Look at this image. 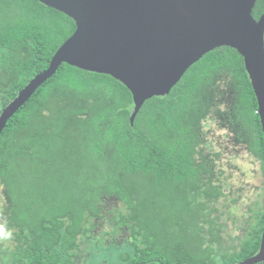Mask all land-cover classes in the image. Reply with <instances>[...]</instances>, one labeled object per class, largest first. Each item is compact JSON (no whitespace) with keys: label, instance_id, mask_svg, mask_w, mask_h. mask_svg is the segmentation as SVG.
<instances>
[{"label":"trees","instance_id":"trees-1","mask_svg":"<svg viewBox=\"0 0 264 264\" xmlns=\"http://www.w3.org/2000/svg\"><path fill=\"white\" fill-rule=\"evenodd\" d=\"M263 8L256 0L255 18ZM74 29L39 0H0V112ZM132 109L121 82L63 63L7 120L0 186L10 264H231L258 250L264 199L233 218L238 234L223 223L241 191L224 170L233 169L219 146L226 139L258 162L264 197V139L242 56L215 48L130 123ZM205 119L222 131L211 143ZM104 222L106 239L92 234ZM84 237L114 258L85 260Z\"/></svg>","mask_w":264,"mask_h":264},{"label":"water","instance_id":"water-1","mask_svg":"<svg viewBox=\"0 0 264 264\" xmlns=\"http://www.w3.org/2000/svg\"><path fill=\"white\" fill-rule=\"evenodd\" d=\"M73 20L75 29L0 112L7 120L63 63L106 74L131 93L133 122L145 100L165 96L186 70L218 47L243 58L264 139V8L256 0H39ZM264 261V221L258 251L234 264Z\"/></svg>","mask_w":264,"mask_h":264},{"label":"rangeland","instance_id":"rangeland-1","mask_svg":"<svg viewBox=\"0 0 264 264\" xmlns=\"http://www.w3.org/2000/svg\"><path fill=\"white\" fill-rule=\"evenodd\" d=\"M209 120L205 119L202 122V130H203V137L207 139V143H211V139L213 136H217L222 133V131L217 129V126L214 124V122L208 123ZM207 122V123H206ZM208 124V127H205V125ZM203 146H205V143H203ZM209 146H207L208 148ZM234 146H230L229 150L232 151L228 153L227 156H225L223 163L225 164L228 162L233 169L230 171L227 168V164L224 165V170L226 172V175L229 176L230 174V179L231 182L233 183L235 188H241V191H239V199H238V204L239 207L236 209L237 215H230L224 216L223 217V223L226 226L227 232L231 235L234 236L238 234L240 228L238 227L237 224L234 223L233 218L241 219V214L242 210L245 209L247 206H250L254 204L258 200L264 199L262 194V175L260 174V168L259 164L255 159H252L251 156H247L246 154H243L246 157H241L236 154L235 151L237 149H233ZM207 150V149H205ZM0 197L3 198V192H2V187L0 186ZM261 201V202H262ZM110 204H106L108 206ZM3 208H4V201L2 200V204H0V225H3L4 231L9 233L7 239H0V264H10L11 263V251H12V243H11V235L10 232L11 230L9 227H6L4 224V218H3ZM111 229L110 227L107 226L106 222L102 223L101 226H98V228L92 232V234H96V237H101L107 238V235H111ZM118 231V230H117ZM226 231V230H225ZM120 234L125 235V231H118L116 234V237L118 238ZM94 237V236H93ZM87 237H84L85 241L82 246L84 250H87L89 247L90 254L88 253L85 256V260L88 258L89 262H92L95 258L102 257V259H106L105 257L113 259V255L111 252L107 251L104 246L102 245H96L94 243H90L89 240H85ZM226 238V236H225ZM231 240H228L229 242ZM89 242V243H88ZM234 242L237 243V241L234 240ZM232 241L231 244L234 243ZM88 243V244H87ZM230 243V242H229ZM102 247V248H101ZM103 254V255H102ZM105 256V257H104ZM83 259V260H84ZM80 259H77L75 264H83L80 263ZM79 261V263H78Z\"/></svg>","mask_w":264,"mask_h":264},{"label":"flooded vegetation","instance_id":"flooded-vegetation-1","mask_svg":"<svg viewBox=\"0 0 264 264\" xmlns=\"http://www.w3.org/2000/svg\"><path fill=\"white\" fill-rule=\"evenodd\" d=\"M227 129H223V131H226ZM227 132V131H226ZM225 144V145H224ZM221 148H224L225 149V146H226V149L227 150H229V148H230V144H229V141H228V139H226V142H222L220 145H219ZM239 148V147H238ZM240 148H241V146H240ZM244 154V153H243ZM2 187V192H3V201H4V207H5V200H4V188H3V186H1ZM5 216H6V214L3 212V217H4V219H5ZM259 248V247H258ZM258 251V250H257ZM256 251V252H257ZM255 252V253H256ZM254 253V254H255ZM253 254V255H254ZM250 256H252V255H250ZM249 256V257H250ZM248 258V257H247ZM245 259V258H244ZM231 264H234V263H231ZM256 264H264V261L263 262H260V263H256Z\"/></svg>","mask_w":264,"mask_h":264},{"label":"clouds","instance_id":"clouds-1","mask_svg":"<svg viewBox=\"0 0 264 264\" xmlns=\"http://www.w3.org/2000/svg\"><path fill=\"white\" fill-rule=\"evenodd\" d=\"M205 127H208V124H206ZM2 200H3V198L0 197V204H2ZM8 235H9V233L4 231L3 225H0V239H7Z\"/></svg>","mask_w":264,"mask_h":264}]
</instances>
